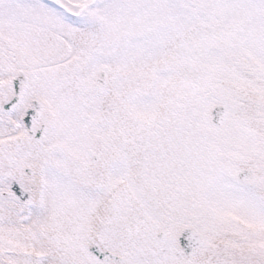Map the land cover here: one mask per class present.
Segmentation results:
<instances>
[{
    "label": "snow or ice",
    "instance_id": "obj_1",
    "mask_svg": "<svg viewBox=\"0 0 264 264\" xmlns=\"http://www.w3.org/2000/svg\"><path fill=\"white\" fill-rule=\"evenodd\" d=\"M0 264H264V0H0Z\"/></svg>",
    "mask_w": 264,
    "mask_h": 264
}]
</instances>
